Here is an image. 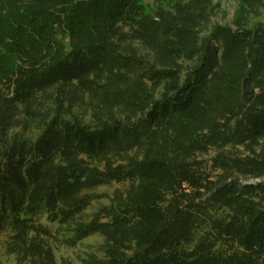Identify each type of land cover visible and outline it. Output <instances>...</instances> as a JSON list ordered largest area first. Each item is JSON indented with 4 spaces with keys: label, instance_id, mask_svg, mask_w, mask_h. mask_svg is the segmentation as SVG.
Masks as SVG:
<instances>
[{
    "label": "trees",
    "instance_id": "trees-1",
    "mask_svg": "<svg viewBox=\"0 0 264 264\" xmlns=\"http://www.w3.org/2000/svg\"><path fill=\"white\" fill-rule=\"evenodd\" d=\"M263 13L237 0L222 24L214 0H0L14 264H57L56 242L92 236L87 264H264Z\"/></svg>",
    "mask_w": 264,
    "mask_h": 264
},
{
    "label": "rangeland",
    "instance_id": "rangeland-1",
    "mask_svg": "<svg viewBox=\"0 0 264 264\" xmlns=\"http://www.w3.org/2000/svg\"><path fill=\"white\" fill-rule=\"evenodd\" d=\"M262 1L264 3V0ZM214 3L219 4V14L213 18L212 22L222 24L229 23L236 8L237 0H214ZM144 4L153 7L154 0H144ZM260 20L264 23V13ZM122 188V186L115 185L96 189L93 193L100 198L92 203L90 208L83 214V217L89 218L98 208L107 206L110 203V199L113 197L114 192ZM41 223L54 231V236L56 238L63 239L66 236L64 230H58L56 226L50 225L45 219H42ZM4 239V237H0V264H14V258L7 255L4 251ZM102 244L103 239L98 236L89 237L72 248L56 242L53 245V248L57 264H87L92 258L100 257Z\"/></svg>",
    "mask_w": 264,
    "mask_h": 264
}]
</instances>
